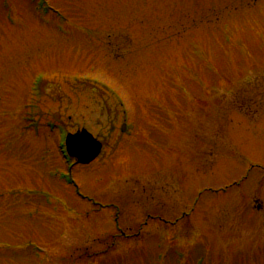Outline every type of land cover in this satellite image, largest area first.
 I'll return each mask as SVG.
<instances>
[{"label": "rangeland", "instance_id": "1", "mask_svg": "<svg viewBox=\"0 0 264 264\" xmlns=\"http://www.w3.org/2000/svg\"><path fill=\"white\" fill-rule=\"evenodd\" d=\"M46 2L0 0V264H264V0ZM47 120L100 140L72 175L117 209L54 177Z\"/></svg>", "mask_w": 264, "mask_h": 264}, {"label": "water", "instance_id": "2", "mask_svg": "<svg viewBox=\"0 0 264 264\" xmlns=\"http://www.w3.org/2000/svg\"><path fill=\"white\" fill-rule=\"evenodd\" d=\"M78 141L82 142V147L80 150L84 149L82 151V155L79 157V161L88 162L98 154L100 144L92 139V137H90L88 134H86L85 131H83L82 134L78 136Z\"/></svg>", "mask_w": 264, "mask_h": 264}]
</instances>
